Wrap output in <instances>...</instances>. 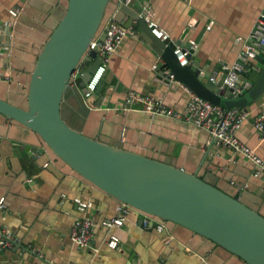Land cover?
Segmentation results:
<instances>
[{
	"label": "crops",
	"instance_id": "obj_1",
	"mask_svg": "<svg viewBox=\"0 0 264 264\" xmlns=\"http://www.w3.org/2000/svg\"><path fill=\"white\" fill-rule=\"evenodd\" d=\"M19 1L0 0V22ZM143 1L133 0L131 5L139 10ZM148 1L154 21L171 40L189 26L188 38L197 42L202 72L216 73L211 79L219 83L264 7V0ZM23 3L12 26L9 65L0 69L9 73L8 80H0V95L17 103H23L19 89L24 88L34 55L64 7V0ZM158 64V56L138 34L126 35L110 53L90 97H83L77 76H73L62 93V117L101 140L162 159L175 158L183 168L197 170L264 213V172L254 175L252 163L242 153L212 140L207 129L189 121L143 111L138 101L131 104L133 108H118L128 105L125 97L134 90L183 110L189 97L187 87L166 79L158 72ZM259 66L256 58L250 59L238 73L239 82H252ZM263 105L264 92L242 108L247 116L235 134L264 160V137L252 125ZM41 144L31 129L0 114V225L13 238L10 247H0V264H244L234 253L181 225L165 222L158 229V221L151 222V218L144 224L145 214L132 207L121 225L108 229L101 220L117 215L119 200L81 178L49 148L34 157L24 149ZM75 197L90 201V206L77 209ZM81 216L93 221L92 236L84 247L70 239L71 227ZM109 230L119 238L115 248L105 243Z\"/></svg>",
	"mask_w": 264,
	"mask_h": 264
},
{
	"label": "water",
	"instance_id": "obj_2",
	"mask_svg": "<svg viewBox=\"0 0 264 264\" xmlns=\"http://www.w3.org/2000/svg\"><path fill=\"white\" fill-rule=\"evenodd\" d=\"M107 17L138 31L158 56L161 75L182 82L212 103L243 108L264 92V46L255 56L260 62L257 76L235 98L224 81L219 83L209 72H202L195 49L187 54L190 63L180 65L176 60L173 48L188 46L189 26L178 39L165 41L151 32L130 4L64 0L60 17L38 47L24 88L19 89L23 103L0 95V114L40 137L43 144L39 147H24L31 157L49 148L81 178L149 216L151 222L181 225L234 253L244 264H264V213L259 207L212 183L197 170L183 168L175 158L162 159L119 142L101 140L62 117L61 97L73 80L72 71L81 66L75 80L83 92L99 63L95 50H88V45L93 38L104 37Z\"/></svg>",
	"mask_w": 264,
	"mask_h": 264
},
{
	"label": "built area",
	"instance_id": "obj_3",
	"mask_svg": "<svg viewBox=\"0 0 264 264\" xmlns=\"http://www.w3.org/2000/svg\"><path fill=\"white\" fill-rule=\"evenodd\" d=\"M124 4H132L133 0H118ZM23 0H20L15 5L8 8V17L0 22V69L4 67L7 69L10 62V55L12 51V26L16 22L18 14L23 5ZM138 15L143 17L151 32L161 40H169V33L154 21V11L151 3L148 0L140 4ZM105 27V34L102 39L93 38L88 45V50L93 48L95 54L99 57V63L91 73L89 79L85 82V89L82 92L86 99L90 97L106 68L107 60L113 51L118 47L121 40L128 34L137 35V30L131 25H123L114 20H109ZM209 26V23L208 25ZM240 39L241 37H237ZM244 42L242 48L236 54L233 62L226 66L225 76L223 81L227 86L232 88L233 96L241 95L245 89L250 85L249 81L239 82L238 73L245 69V65L250 59L255 58L259 50L264 46V7L258 12L254 24L249 33L243 37ZM197 47V42L194 39L188 38V46L175 45L173 53L180 65L188 63L187 54L191 49ZM81 70L75 68L72 71V76H78ZM216 77V73L210 75V78ZM9 73L7 71H0V80H8ZM189 97L183 110L178 111L172 107L167 106L163 99L156 98L150 93L137 92L134 90L128 91L125 101L128 105H122L118 108L127 109L133 108V102L138 101L141 104L139 109L160 115H168L174 118L189 121L194 125L205 128L209 131L211 136L216 138V142L232 147L233 149L242 153L253 165V174L259 175L264 172V160L247 144L240 140L236 134V129L241 122L246 118L247 111L237 107H224L221 104H215L203 98L189 88ZM132 106V107H130ZM252 125L261 137H264V105L257 111L252 118ZM77 209L84 210L90 206V201L81 200L78 197L74 198ZM3 202L0 200V207ZM130 207L125 202L119 201L117 205V215L106 217L101 220V223L108 229L114 226H119L124 220V214ZM150 217L145 215L142 219L144 224L149 222ZM162 223L157 224V228L161 229ZM93 221L88 216H81L72 225L70 231V239L73 244L78 246H87L92 236ZM118 236L108 231L105 243L111 248H115L118 244ZM13 243V238L0 225V247H10ZM250 264V263H248Z\"/></svg>",
	"mask_w": 264,
	"mask_h": 264
}]
</instances>
